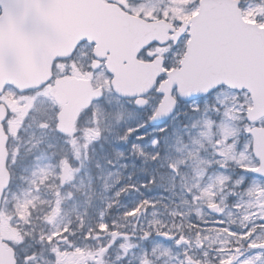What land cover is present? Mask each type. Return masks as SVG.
Here are the masks:
<instances>
[{
    "label": "rangeland",
    "instance_id": "1",
    "mask_svg": "<svg viewBox=\"0 0 264 264\" xmlns=\"http://www.w3.org/2000/svg\"><path fill=\"white\" fill-rule=\"evenodd\" d=\"M132 1L138 13L152 16L181 19L195 8V0ZM245 4L247 19L264 15V0ZM102 84L105 97L67 137L55 129L60 106L52 86L0 95L9 108L13 171L0 211L4 238L23 245L26 254L40 248L42 264H74L93 248L103 250L102 264H264V250L252 247L264 240V181L252 175L257 161L250 125L235 95H215L212 105L205 99L209 115L202 111L199 119L195 101L184 102L168 124L139 132L159 97L139 109L114 95L108 76ZM245 102L251 104L249 96ZM148 135L144 147L128 144ZM75 153L78 159L62 186V166ZM210 204L219 213L210 212ZM95 217L99 223L92 229ZM76 227L85 229L77 243L64 239ZM161 231L173 239L154 235ZM180 237L190 244H179ZM71 246L70 253L59 255Z\"/></svg>",
    "mask_w": 264,
    "mask_h": 264
},
{
    "label": "water",
    "instance_id": "2",
    "mask_svg": "<svg viewBox=\"0 0 264 264\" xmlns=\"http://www.w3.org/2000/svg\"><path fill=\"white\" fill-rule=\"evenodd\" d=\"M0 93L7 84L20 90L36 88L47 82L55 59L71 54L82 40L96 44L99 57L107 55V69L114 75L115 90L125 96L141 95L149 91L157 77L165 72L160 60L144 62L137 59L140 49L152 40L163 42L166 23L146 21L124 12L117 4L104 0H0ZM42 21L43 26L37 27ZM190 25L202 40H209L218 32L227 33L233 44L244 50V61H230L225 54L216 58L206 48L185 54L181 67L167 71L168 78L160 85L165 95L159 104L152 123L165 122L174 112L176 99L172 96L177 87L187 100L203 95L219 84L248 88L253 107L248 118L264 114V27L246 21L242 17L237 0H203L197 16H193L177 32L180 35ZM201 25L217 27L241 25V29L201 30ZM87 83V84H85ZM85 85L87 86L85 88ZM55 99L62 105L57 115V131L69 134L73 131L77 116L83 108L101 97L99 89L93 90L83 80L57 82ZM142 98L137 103L144 105ZM7 110L0 103V206L5 189L10 182L6 167L7 134L3 120ZM253 153L260 159L257 172L264 171V127H253ZM65 164L60 183L69 175ZM209 209L217 211L218 206ZM165 240L171 236L165 232L156 234ZM187 242L180 239L179 242ZM258 246H264V243ZM0 264H16L13 248L0 233Z\"/></svg>",
    "mask_w": 264,
    "mask_h": 264
},
{
    "label": "flooded vegetation",
    "instance_id": "3",
    "mask_svg": "<svg viewBox=\"0 0 264 264\" xmlns=\"http://www.w3.org/2000/svg\"><path fill=\"white\" fill-rule=\"evenodd\" d=\"M110 2H116L118 3L125 11L140 16L144 19L147 20H151V19H164L167 22L170 23V26L172 28H170V30H166V40H164L163 42H160L158 47H155L153 49H151V54L154 56V58L156 57H161L163 62H164V67L166 69H168L166 67V64L168 63V58H167V53L169 52V47L166 46L165 42L170 41L171 39L174 38L173 35H170L171 32H174V35L176 37H178L176 35V30H178V28L181 27V25L183 24L184 21H186L190 16H192L194 13L197 14L199 12L200 9V5H201V1L202 0H195L194 5L195 8L190 10L191 12L187 15V16H183L181 19L179 18H174L171 17L169 15H163L162 13H160L159 15H149V14H145L144 12H137L133 7L132 4H134V2L132 0L127 1L129 4L123 3L121 0H107ZM242 0H239V5H241ZM243 2L245 3V0H243ZM247 5V4H246ZM241 7V6H240ZM243 14L246 15V8L241 7ZM217 28V27H213ZM241 25H222L217 29H241ZM207 29H210L209 27ZM212 29V27H211ZM153 43V42H152ZM144 49V48H143ZM142 49V50H143ZM142 50L139 52L138 57L142 60H148L145 56H143ZM228 55V59L230 61H238L240 60V62L244 61V50L242 48H239L237 45L233 44V47L226 53ZM153 60V59H152ZM182 60H180L181 62ZM105 62H106V58H96L95 53H94V44L88 42L84 45H81V43L78 44V46L76 47L75 51L73 52V54L67 58H62V59H58L55 61L54 66H53V75L52 78L49 80V82L44 85V86H52V88L54 89L53 91H55V85L56 82L59 79H71V78H77V79H88L90 80V82L92 83L93 87H100L102 89L103 92V96L105 97V86L102 84L103 78L108 76V82L110 85V89L112 90V92L114 93L115 96H117L118 98H122V99H126L129 103L135 105V98H124V97H120L118 96L115 91L113 90L112 87V76L108 73L106 67H105ZM79 69L78 72H76V69ZM98 71L102 72L103 74H101ZM161 79H159L160 81ZM42 86V87H44ZM223 89L221 91L222 92H228L231 94L235 95V101L237 104L241 105L242 107L244 106V109L241 108V112L243 113V115L245 116V122L248 123L250 125V127L252 125H264V116L259 118L258 120L254 121V122H249L246 118L247 116V108L249 105L246 104L245 99H247L248 97V92L246 90H238L236 88H231L228 86L223 85ZM41 88V87H40ZM6 89H12L17 91L14 87H12L11 85H8L6 87ZM36 90V89H35ZM32 91V90H30ZM34 91V90H33ZM29 92V91H25L24 93ZM54 93V92H53ZM152 96L156 97H160L161 98V94L158 93L156 91V89H154L153 91H151L149 94H147V102H149L150 100L152 101ZM214 94H211V92L208 93L207 96H202L196 99L195 101V114L197 115L198 119L200 117V112L207 110L206 109V104H205V99H210V105L215 103L214 100ZM103 97V98H104ZM228 101H231V98L229 97L227 99ZM94 104L96 102H93ZM181 103V102H180ZM241 103V104H240ZM93 104V105H94ZM90 108H87L85 110H83L79 116V120H81L83 113L87 112ZM209 111L210 108L206 111V115H209ZM7 121L6 120V125H7ZM149 121V118L146 122V125ZM249 132L247 131V135L248 138L250 139V141H252V136L248 134ZM9 142L12 141V137L9 134ZM75 157L70 158L69 160H67L66 162H68L70 164V172L73 168L74 165V161L73 159H78V154L75 153ZM12 156H9V160H8V168L9 170H11L10 167V162H11ZM258 160H257V165H258ZM12 171V170H11ZM252 175H255L259 180L264 181V175L260 176L258 174H256L254 172V169H252ZM70 178V176H69ZM205 180V179H204ZM94 223L96 225V227H98V219L95 217L94 219ZM80 229H78L76 227V232L71 233L70 235L67 234V232L65 233V237L64 239L68 238V241H72L75 240L74 243H77L76 241V237L77 236H81L82 232L79 231ZM98 233V232H97ZM68 236H67V235ZM200 234H197L196 236V242L195 244L198 245L197 250L202 249L203 243L201 242V237L199 236ZM199 238V239H198ZM34 240V239H33ZM58 242H62L63 238H59L57 239ZM264 241V240H263ZM72 245V244H71ZM23 245H20L18 247H16V258H17V264H42L43 262V258H42V254L40 253V248H34L32 249L29 253H24L23 249L21 248ZM66 248V247H64ZM75 247H69V249H62L64 250V252L62 254L59 255H67V252L70 253ZM49 250V249H48ZM264 250V249H263ZM103 250L99 251V248H93L92 250H90V252L85 253V255H82V258H79L78 261H75L74 264H102L103 260H102V253ZM49 254V253H48ZM111 255H114V253L111 252ZM50 256H52L51 254L48 255V258L50 260ZM110 256V254H109ZM100 257V258H98ZM231 264V262H229ZM199 264V263H197ZM220 264V263H217Z\"/></svg>",
    "mask_w": 264,
    "mask_h": 264
},
{
    "label": "snow or ice",
    "instance_id": "4",
    "mask_svg": "<svg viewBox=\"0 0 264 264\" xmlns=\"http://www.w3.org/2000/svg\"><path fill=\"white\" fill-rule=\"evenodd\" d=\"M258 3L261 0H257ZM241 7L246 8L247 5L241 2ZM257 21L261 24H264V15H258L256 17ZM37 27H42L43 22L38 21ZM170 35H173L174 38L168 42H165L166 46L169 47V52L167 53L168 63L166 67L168 70H171L172 67L182 66L180 65V60L183 59V56L191 48L193 51L203 47L206 48L213 56L216 58H222L232 47L233 40L225 32L220 31L214 37L205 41L197 36L196 32L192 29L191 26H188L178 37L174 35V32H171ZM88 43V41H81V45ZM160 44L159 41H154L149 44L142 50V55L145 56L148 60L154 59V56L151 54V49L158 47ZM59 59V58H58ZM167 77V73L161 75L160 79L163 80ZM223 85H218L216 88L210 90L211 94L219 95L223 89ZM207 96L208 94H203Z\"/></svg>",
    "mask_w": 264,
    "mask_h": 264
}]
</instances>
